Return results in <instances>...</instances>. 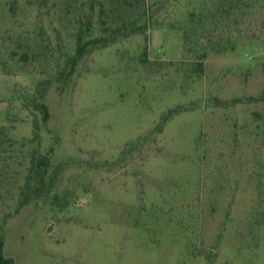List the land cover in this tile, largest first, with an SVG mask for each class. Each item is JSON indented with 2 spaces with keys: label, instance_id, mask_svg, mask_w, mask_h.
Wrapping results in <instances>:
<instances>
[{
  "label": "rangeland",
  "instance_id": "1",
  "mask_svg": "<svg viewBox=\"0 0 264 264\" xmlns=\"http://www.w3.org/2000/svg\"><path fill=\"white\" fill-rule=\"evenodd\" d=\"M89 1L0 0L4 256L264 264V0H145L135 34Z\"/></svg>",
  "mask_w": 264,
  "mask_h": 264
},
{
  "label": "trees",
  "instance_id": "2",
  "mask_svg": "<svg viewBox=\"0 0 264 264\" xmlns=\"http://www.w3.org/2000/svg\"><path fill=\"white\" fill-rule=\"evenodd\" d=\"M106 0H90L88 3V12L91 14V17L93 14H95V10L97 6H99V20H100V25L106 26L105 21L103 18H106V7L105 3ZM46 2V1H44ZM46 4V3H44ZM110 4L112 7H110L109 12L114 13L115 9L123 10L125 12L128 11H135L139 10L141 11L140 13V22L139 24L135 25L133 23V26L131 27V34L135 33H143L146 31V21L145 18L147 17V10L145 8V0H110ZM108 12V13H109ZM79 29L77 30L76 33V38H75V49H74V54L68 59L67 61V67H64L59 71V80H64L66 77H70L73 75L75 68L79 61L83 59L85 56V53L87 49L90 46H95L96 44H99L100 42H103L104 40L102 38H92L91 34L94 29V24L90 17H87L85 19H80L79 21ZM117 23H112L113 26H115V30H120V27L117 25ZM128 21H122L121 25L122 27L127 28ZM132 24V23H131ZM85 37H90V39H87L84 41ZM39 113L42 117V120L44 122H47L49 120V110L48 107L45 104H40L38 107ZM52 148L48 150V152L51 154L52 153ZM42 164L44 166L47 165L46 160L42 161ZM0 264H13V260L10 258H6L4 256L3 252V241L0 236Z\"/></svg>",
  "mask_w": 264,
  "mask_h": 264
}]
</instances>
